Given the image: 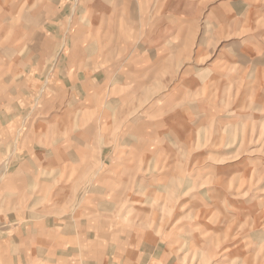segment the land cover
<instances>
[{"label": "rangeland", "instance_id": "1", "mask_svg": "<svg viewBox=\"0 0 264 264\" xmlns=\"http://www.w3.org/2000/svg\"><path fill=\"white\" fill-rule=\"evenodd\" d=\"M0 264H264V0H0Z\"/></svg>", "mask_w": 264, "mask_h": 264}, {"label": "crops", "instance_id": "2", "mask_svg": "<svg viewBox=\"0 0 264 264\" xmlns=\"http://www.w3.org/2000/svg\"><path fill=\"white\" fill-rule=\"evenodd\" d=\"M163 5L158 9V11H156V13H159V18L156 19V25H158V27L163 26V10H162ZM156 8H157V0H156Z\"/></svg>", "mask_w": 264, "mask_h": 264}]
</instances>
